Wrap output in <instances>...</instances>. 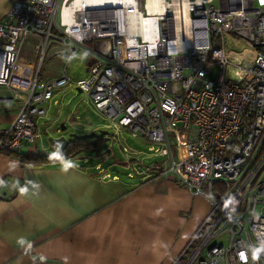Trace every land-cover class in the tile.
I'll list each match as a JSON object with an SVG mask.
<instances>
[{
	"label": "built area",
	"instance_id": "obj_1",
	"mask_svg": "<svg viewBox=\"0 0 264 264\" xmlns=\"http://www.w3.org/2000/svg\"><path fill=\"white\" fill-rule=\"evenodd\" d=\"M30 39L34 62L20 57ZM79 50L90 56L79 91L161 159L132 158L134 172L169 175L209 201L172 264H264V250L253 259L264 245V0L14 1L0 20V86L20 107L0 129V153L36 143ZM51 54L64 66L43 79Z\"/></svg>",
	"mask_w": 264,
	"mask_h": 264
},
{
	"label": "crops",
	"instance_id": "obj_2",
	"mask_svg": "<svg viewBox=\"0 0 264 264\" xmlns=\"http://www.w3.org/2000/svg\"><path fill=\"white\" fill-rule=\"evenodd\" d=\"M14 1L0 0V20ZM36 54L33 39L20 51L31 62ZM8 97L0 86V129L20 107ZM37 150L36 141L0 153V264H172L210 208L169 175L126 182L102 166L104 177L87 153L77 154L86 163L21 162Z\"/></svg>",
	"mask_w": 264,
	"mask_h": 264
},
{
	"label": "rangeland",
	"instance_id": "obj_3",
	"mask_svg": "<svg viewBox=\"0 0 264 264\" xmlns=\"http://www.w3.org/2000/svg\"><path fill=\"white\" fill-rule=\"evenodd\" d=\"M90 56L85 52L78 51L69 59L67 63V71L72 78L70 86L65 87L54 95V99L58 104L50 103L45 117L37 121L39 138L37 147L47 152L55 151L49 143V138L65 136L68 140L70 134H85L92 131H106L107 134L103 137L99 146L94 149L82 151L89 154L92 159L91 164L96 161H101V165L108 167L107 169L118 175L122 181H134L136 173L132 169V158L137 160L142 158L144 163L158 161L156 157H150L148 147L150 143L140 137H133L130 132L113 126L104 116H102L86 97L85 91H78L76 82L86 79V65ZM64 66V59L59 56H46L42 60L40 75L41 78H51L58 74ZM64 126L63 130H59ZM119 130V131H118ZM99 136V135H98ZM97 136V137H98ZM122 147H126L131 153H137V156L126 154L122 151ZM131 173V176L128 175ZM227 233L223 232L218 238L212 240L211 243L218 240H227ZM210 243V244H211Z\"/></svg>",
	"mask_w": 264,
	"mask_h": 264
},
{
	"label": "trees",
	"instance_id": "obj_4",
	"mask_svg": "<svg viewBox=\"0 0 264 264\" xmlns=\"http://www.w3.org/2000/svg\"><path fill=\"white\" fill-rule=\"evenodd\" d=\"M103 138L100 135L92 139L71 138L65 150L43 152L35 151L32 154H20V160L24 165H41L49 162H57L75 156L82 151L94 149L99 146Z\"/></svg>",
	"mask_w": 264,
	"mask_h": 264
},
{
	"label": "water",
	"instance_id": "obj_5",
	"mask_svg": "<svg viewBox=\"0 0 264 264\" xmlns=\"http://www.w3.org/2000/svg\"><path fill=\"white\" fill-rule=\"evenodd\" d=\"M79 91V89H78ZM64 126H61V128L59 130H63ZM106 131H99V133L92 131L89 133H85V134H70V137L72 138H78V139H92V138H96L98 135L103 136L104 134H106ZM49 143L50 145L56 150V151H63L66 149L69 140L65 137V136H59V137H55V138H49Z\"/></svg>",
	"mask_w": 264,
	"mask_h": 264
},
{
	"label": "clouds",
	"instance_id": "obj_6",
	"mask_svg": "<svg viewBox=\"0 0 264 264\" xmlns=\"http://www.w3.org/2000/svg\"><path fill=\"white\" fill-rule=\"evenodd\" d=\"M85 55H87V53H85ZM24 241L21 240V243H23ZM264 250V245L261 246V248H256L253 250V259H258L259 253L260 251Z\"/></svg>",
	"mask_w": 264,
	"mask_h": 264
}]
</instances>
